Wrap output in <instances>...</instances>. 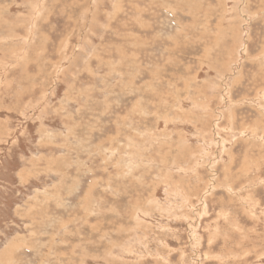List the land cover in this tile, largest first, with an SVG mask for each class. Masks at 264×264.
<instances>
[{"label": "rangeland", "instance_id": "rangeland-1", "mask_svg": "<svg viewBox=\"0 0 264 264\" xmlns=\"http://www.w3.org/2000/svg\"><path fill=\"white\" fill-rule=\"evenodd\" d=\"M0 264H264V0H0Z\"/></svg>", "mask_w": 264, "mask_h": 264}, {"label": "bare ground", "instance_id": "bare-ground-1", "mask_svg": "<svg viewBox=\"0 0 264 264\" xmlns=\"http://www.w3.org/2000/svg\"><path fill=\"white\" fill-rule=\"evenodd\" d=\"M163 148V147H162ZM172 157V156H171ZM177 163V162H176ZM175 163V164H176ZM173 168V167H172ZM160 173V172H159ZM164 173V172H163ZM162 173V174H163ZM171 173V172H170ZM235 181V180H234ZM232 188V187H231ZM101 224V223H100ZM211 242V241H210ZM22 246L21 245H19L17 242L16 243H14L13 245H11V247H10V252L7 250V251H5V253H3V258H7V256H8V258L10 257V255H12L13 254V251L15 250H18L19 248H21ZM24 248V247H23ZM8 253V254H7ZM2 258V259H3ZM6 260V259H5Z\"/></svg>", "mask_w": 264, "mask_h": 264}]
</instances>
